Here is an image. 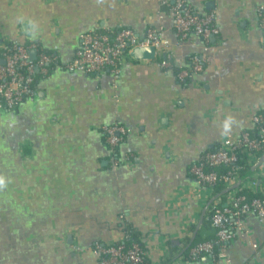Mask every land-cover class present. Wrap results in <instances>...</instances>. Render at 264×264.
<instances>
[{"label":"crops","instance_id":"crops-1","mask_svg":"<svg viewBox=\"0 0 264 264\" xmlns=\"http://www.w3.org/2000/svg\"><path fill=\"white\" fill-rule=\"evenodd\" d=\"M168 1L0 0V47L25 43L34 57L37 44L58 64L32 97L0 107V264H98L93 245L118 242L127 224L157 264L204 220L189 167L264 107V0H185L214 13L220 36L207 42L175 33ZM121 27L158 29L169 46L130 56L117 77L66 68L80 33ZM194 55L203 68L182 84L172 66ZM111 124L130 129L115 153L101 132ZM234 232L220 264H264L257 217Z\"/></svg>","mask_w":264,"mask_h":264},{"label":"built area","instance_id":"built-area-1","mask_svg":"<svg viewBox=\"0 0 264 264\" xmlns=\"http://www.w3.org/2000/svg\"><path fill=\"white\" fill-rule=\"evenodd\" d=\"M175 33L186 38L196 35L204 41L219 38L220 28L214 13L199 15L189 8L185 0H171ZM259 28L264 36V6L259 9ZM98 32L89 30L79 34L74 57L67 64L68 70L96 74L109 70L117 77L120 64L126 62L136 47H153L156 52L169 46L158 29L149 27L139 36L133 29L121 27L117 31ZM31 46V45H30ZM34 48L37 47L33 45ZM3 63H0V107L14 109L25 98L32 97L35 89L33 73L41 76L49 73L48 66L56 63L53 52H40L34 59L29 55V45L14 42L11 47L2 46ZM160 67L168 66L167 60L158 62ZM203 68L202 58H191V66L182 68L176 74L181 81L198 73ZM101 132L109 149L115 152L127 134L129 127L120 124L102 125ZM264 107L252 115V127L239 134H226L215 149L203 153L189 167L190 177L197 185L195 196L203 203L204 219L216 228V239L195 244L190 253L199 258L201 264H220L226 257V245L234 238L236 225L247 215L254 214L264 225ZM263 152V153H262ZM243 155L249 169L245 177L238 178ZM225 169L224 171H222ZM222 184L221 191H214L216 184ZM259 194L251 199L238 194V187ZM127 232L118 242L95 243L92 252L99 257L98 264H141L142 249L139 243L123 244ZM220 245L217 254L214 246ZM179 254L167 264H185Z\"/></svg>","mask_w":264,"mask_h":264},{"label":"trees","instance_id":"trees-1","mask_svg":"<svg viewBox=\"0 0 264 264\" xmlns=\"http://www.w3.org/2000/svg\"><path fill=\"white\" fill-rule=\"evenodd\" d=\"M171 6H172V2L170 0V1L166 2V4L164 5V8L167 7L166 10H168V9L171 8ZM191 11L194 12V10L192 8H191ZM118 29L116 28V29L111 30V31H117ZM105 31H108V30H105V29L98 30V32H105ZM3 44H4L5 47H11L13 45V43L10 42V41H4ZM23 44H25V43H23ZM25 45H27V44H25ZM35 51H36V54L34 55V57H32L34 59L37 57V55L40 52L50 53V51H48L46 49H43V48H40L38 45L35 48ZM194 56H191V58L194 57ZM1 58H2V47H0V60H1ZM165 58L166 57H162L161 56L159 60L160 61L166 60ZM191 58H190V61H189L190 64H191ZM57 65L58 64H56V63H52L51 65L48 66V69L51 71ZM189 67L190 66H188L187 68L189 69ZM164 69H166V68H164ZM172 69H173L174 74H177L178 71H179V68H177V67H173L172 66ZM40 77H41V73H39V71H36V72L33 73L34 81H33L32 85H31V88H33V89L35 88V86H36V84H37V82H38ZM187 80H189V78L181 80L180 82L183 84V83H186ZM103 138L105 140L104 135H103ZM211 150H213V149H211ZM113 153H115V152H113ZM240 163H241V169L238 172V178L241 179V178L245 177L246 172L249 169V165H248L247 160L245 158H243V155H242V157L240 159ZM224 170L225 169H223L222 171H224ZM238 188H239L238 194L245 195V197L248 200L253 198V197H255L256 195H259V194L253 193L249 189H246V188H243V187H240V186ZM213 189H214V191L218 192V191H221L223 189V186H222V184L218 183V184H216L214 186ZM125 230L127 232V237L123 241V244L126 247H128L132 242L139 243L140 246H141L142 252H143L141 264H155L150 259V257L148 256L147 248L140 241V239L138 237V234L133 231V228H131L127 224L126 227H125ZM190 232H191L190 235H187V236L183 237L181 240L179 239V241L177 243H172L171 241H168L167 242L168 253L166 255H164L162 257L161 261L159 263H157V264H167V263L171 262L173 260V258L175 256L179 255V254H181L184 257L185 260H191L193 255L190 253V249L195 244L200 243V242H205V241H214L216 239V228L211 226V223L208 220H205V219L202 221V223L198 227H195V226L192 225L191 228H190ZM219 250H220V245H215L214 246V253L217 254V252H219Z\"/></svg>","mask_w":264,"mask_h":264},{"label":"water","instance_id":"water-1","mask_svg":"<svg viewBox=\"0 0 264 264\" xmlns=\"http://www.w3.org/2000/svg\"><path fill=\"white\" fill-rule=\"evenodd\" d=\"M156 51L153 47H136L130 52V56L134 59H148L153 60L155 58ZM3 59L0 60V63H3Z\"/></svg>","mask_w":264,"mask_h":264}]
</instances>
